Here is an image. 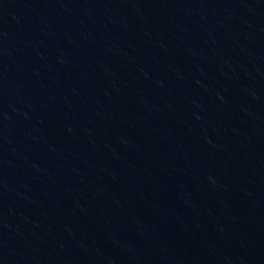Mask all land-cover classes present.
Wrapping results in <instances>:
<instances>
[{"label": "water", "instance_id": "obj_1", "mask_svg": "<svg viewBox=\"0 0 264 264\" xmlns=\"http://www.w3.org/2000/svg\"><path fill=\"white\" fill-rule=\"evenodd\" d=\"M0 264H264V0H0Z\"/></svg>", "mask_w": 264, "mask_h": 264}]
</instances>
